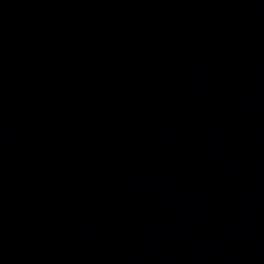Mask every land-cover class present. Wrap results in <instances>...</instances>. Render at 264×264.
Here are the masks:
<instances>
[{"label":"water","instance_id":"95a60500","mask_svg":"<svg viewBox=\"0 0 264 264\" xmlns=\"http://www.w3.org/2000/svg\"><path fill=\"white\" fill-rule=\"evenodd\" d=\"M0 264H264V0H0Z\"/></svg>","mask_w":264,"mask_h":264}]
</instances>
